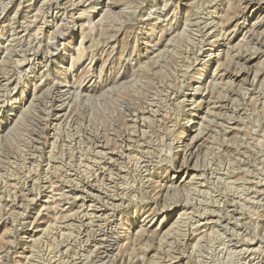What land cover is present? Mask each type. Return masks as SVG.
Here are the masks:
<instances>
[{
  "label": "rangeland",
  "instance_id": "rangeland-1",
  "mask_svg": "<svg viewBox=\"0 0 264 264\" xmlns=\"http://www.w3.org/2000/svg\"><path fill=\"white\" fill-rule=\"evenodd\" d=\"M0 264H264V0H0Z\"/></svg>",
  "mask_w": 264,
  "mask_h": 264
},
{
  "label": "bare ground",
  "instance_id": "bare-ground-1",
  "mask_svg": "<svg viewBox=\"0 0 264 264\" xmlns=\"http://www.w3.org/2000/svg\"><path fill=\"white\" fill-rule=\"evenodd\" d=\"M6 4H7V3H6ZM33 18H34V17H33ZM175 73H176V72H175ZM157 86H158V85H157ZM194 90H195V89H194ZM43 95H44V94H43ZM42 100H43V99H42ZM104 108H105V107H104ZM121 138H122V137H121ZM97 146H98V145H97ZM104 154H105V153H104ZM112 166H113V165H112ZM144 166H145V165H144ZM111 180H112V179H111ZM107 181H108V179H107ZM93 215H94V214H93ZM100 215H101V214H100ZM100 215H99V216H100ZM102 215H103V214H102ZM85 216H86V215H85ZM99 218H100V217H99ZM86 239H87V238H86ZM106 243H107V242H106ZM109 246L111 247V246H113V245L110 244ZM111 248H112V247H111ZM106 249H107V248H106ZM237 251H238V250H237Z\"/></svg>",
  "mask_w": 264,
  "mask_h": 264
}]
</instances>
